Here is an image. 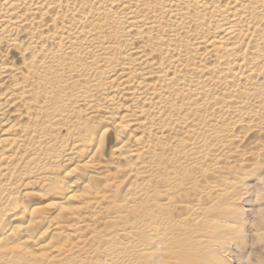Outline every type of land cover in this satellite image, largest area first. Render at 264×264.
I'll use <instances>...</instances> for the list:
<instances>
[{
	"label": "bare ground",
	"instance_id": "1",
	"mask_svg": "<svg viewBox=\"0 0 264 264\" xmlns=\"http://www.w3.org/2000/svg\"><path fill=\"white\" fill-rule=\"evenodd\" d=\"M145 1L125 3L131 2L136 9L146 5ZM243 1L166 0L169 24L160 21L152 8L148 16L135 17V9L127 11L129 21L120 31V58L109 63L105 55L114 46L111 41H102L104 35L97 41L92 34L96 27L90 24L85 0H0V264H66L72 253L82 250L83 244L98 234L104 254L99 264H122L131 256L144 260V264H165L161 254L167 245L164 233L178 229L179 223L194 215L196 205H182L181 198L195 190L197 177L182 183V190L174 182L164 191L175 198L169 202L170 208L186 211L181 218L171 219L159 211L150 213L152 220L146 223L141 215L136 218L144 208L142 199L134 200V208L126 214L115 211V216L104 218L99 214L109 210L111 206L104 204L126 187L134 199L145 189L146 177L157 170L158 139L182 119L179 115H184L182 108L190 98L183 96L199 90L182 74L188 66L186 56L197 60L195 68L202 65L210 73L221 74V65L228 64L224 59L240 52L252 19V2ZM190 7L198 14L216 10L222 22L207 30V24L197 25L190 18ZM163 30L167 31L163 34L166 39L154 33ZM80 37L85 42L72 45ZM77 46L88 65L95 66L94 76L100 74L101 80L70 90L81 76L74 59ZM66 103L68 112L75 110L79 115H65ZM53 123L66 124L67 132H72L69 151L55 163L45 154L31 158L30 151L42 144L46 127ZM203 131L207 140L222 137L218 132ZM24 175L30 176L22 178ZM204 175L206 172L200 177ZM257 176L258 181L263 180L262 188L253 185V190L247 189L256 195L264 190V174ZM139 177L143 178L137 183ZM152 183L151 192H155L158 188L154 180ZM135 186L139 189L132 192ZM243 201L250 205L249 213L239 208L243 223H247L246 234L228 237L225 242L229 244L223 243L220 233L214 235L227 256L219 258L220 264H231L232 260L235 264H247L248 260L264 264V245L259 244L264 236V206L254 205L250 196ZM156 208L161 209L153 205L150 211ZM113 221L118 228L103 233ZM139 224L143 234L134 230ZM213 224L227 231L238 229H227L221 222ZM93 226L92 232L87 231ZM118 233L120 237L129 234L130 240L117 242ZM149 236L153 243L144 247ZM232 255L234 259H228ZM180 256L184 258L182 264H189L187 256L202 259L190 255L186 248ZM205 264L214 263L206 259Z\"/></svg>",
	"mask_w": 264,
	"mask_h": 264
},
{
	"label": "rangeland",
	"instance_id": "2",
	"mask_svg": "<svg viewBox=\"0 0 264 264\" xmlns=\"http://www.w3.org/2000/svg\"><path fill=\"white\" fill-rule=\"evenodd\" d=\"M85 1V9L89 11L88 14L91 16L89 18L90 24L92 27H96L92 34H96L97 41L99 36L104 35L103 42H112L110 44L114 47L105 56L109 63L118 61L121 50L120 31L125 22L129 21L125 13L134 10L136 6L131 7V2L129 4L125 3L126 0H101L102 3L98 2V0ZM236 1L242 2L243 0ZM145 2L147 3L146 5L138 6L133 11V16L138 17L142 14L148 16L151 12L148 9L152 8L155 10L153 14L160 21H163L164 24L171 22L166 0H146ZM250 2H252L250 5L252 8L249 13H251L252 19H249L248 34L242 40L239 48L240 52H236L227 57L228 59H224L223 62L226 61L228 64L221 65L220 68L224 69L221 74L210 73V71L203 69L202 65L199 68H195L193 64L197 60H193L190 55L186 56V60H188L186 64L188 66H186L182 74L190 81L191 87L196 85L199 90H192L189 95L183 96V98H190L187 101V107L182 108V114L184 115H179L182 119L177 120L175 125L172 123L170 133L168 132L165 136L158 139L156 146L159 153V158L157 159L158 168L150 177H146L148 183L144 187L145 189L137 193L133 199L128 194L130 189L126 190V187L124 189L125 192L122 191L120 195L118 193H115L114 196L112 195L104 204L111 206L109 210H103L104 212L99 214L103 218L115 216V211H122L126 214L128 210L131 211L134 208V203L137 202H134V200L142 199L140 204L144 208L140 210L136 218L141 215L140 219H146V223H150L152 220L150 213L158 214L157 212L159 211L161 214H165V217H170L171 219L181 218L186 211L184 209L175 211L170 208L169 204L171 203L169 202L174 201L175 198L164 191H166L167 186L172 185L174 182L179 183L182 190L184 187L181 185L182 183L191 181L189 180L191 176L197 177L198 181L195 190H189L190 194L181 198L182 205H196V211H193L194 217L183 220L178 224V229L170 228L164 233L167 245H164L166 251L161 254L164 256L165 264H182L184 258L180 256V253L183 248H186L190 255L202 256V259L187 256L189 264H205L206 259L211 260L214 264H220L219 258H227V256L224 248L215 240L214 235L218 233H220V236L223 235L224 243L228 237L234 238L238 234H246L247 223H243L242 219L244 216L239 208L242 207V210H247L248 212H245L249 213L250 205L247 202H241L242 199L250 196L253 199V204L255 202L254 205L264 206V190L260 191L258 195L255 192L252 193L251 190L247 192V189L253 190V185L260 187V189L262 188L263 180L258 181L257 174L260 177L264 174V0H251ZM130 7L131 9H129ZM194 9L192 7L188 9V12L191 13L190 18L195 20L197 25L198 23L201 26L207 24L205 26L207 30L217 27L222 22L220 19L223 17L216 10L213 13H208V10L205 13L198 14ZM237 10L240 9L237 8ZM166 32V30H163L160 34L159 31H154V33H157L156 35L159 34L164 39L166 38L163 34ZM82 38L80 37L72 45L76 46L78 42L80 44L85 42V39ZM80 39L81 41H79ZM180 42L182 43L183 41L180 40ZM184 44L186 43H182V45ZM67 51L68 49L65 52ZM73 51L76 54L74 57L75 62L78 68L81 69L79 71L81 76L70 85V90H77L81 88L80 86L84 87L100 82L101 75L94 76L95 73L93 74L92 71L95 66L88 65V60H85L84 56L79 53L81 49L77 46ZM69 102H72L71 99ZM67 103L63 105L66 108L64 114L70 115V117L79 115V113L74 112L75 110L68 112ZM195 103L200 104L195 105ZM58 122L60 121H56V123ZM56 123L46 127L48 130L43 138L44 141L30 151L31 158L39 155L44 156L45 154L51 163H55L60 160L61 155L69 151L67 149L72 146L71 141H73L70 138V133L72 132H67L66 124L63 127L60 125L53 126ZM74 123H71V125H74ZM200 127L203 128L200 130ZM195 129L198 130V133H196ZM203 129L218 132L222 137L220 140H207ZM44 160L46 161V159ZM203 172H206V175L200 177ZM29 176L24 175V177H21ZM141 178L143 177L136 179V181L139 180L137 183L141 182ZM153 180L156 182V188H158L155 192H151L153 187L150 184H153ZM246 185L247 188L245 187ZM143 186L139 188H143ZM139 188L135 186L132 188V192L137 191ZM119 191L121 192V190ZM179 200L177 199V201ZM116 204L117 207L115 206ZM219 204L222 206L217 207ZM153 205H159L161 209L156 208V211L153 209L150 211ZM142 213H146V215L143 216ZM188 213H191V211ZM129 216H132L131 213ZM193 218H197V221H192ZM216 222H221L227 229L228 226H236L238 229L227 231L221 226L220 229L217 224H213ZM117 228L116 222H108L103 233L115 231ZM93 229L94 226L87 229V231L92 232ZM134 230H137L135 232L138 234H143V226L141 224ZM87 231L83 234H86ZM98 236L92 240L88 239L83 244L85 247L78 252L72 253L69 257V262L66 264H99L104 254ZM120 236V234L117 235V242L122 238L130 240L128 238L129 234L128 236ZM151 239L152 237H147L146 240L149 243L143 246L150 247L153 243ZM227 243L225 242V244ZM259 244L260 246L264 245V236L259 241ZM115 246L118 247L117 245ZM247 246L246 250L248 249ZM258 247L257 245L256 248ZM233 257V255L228 256V259H234ZM252 258L255 257L253 256ZM143 261L131 256L126 258V261L122 264H144ZM232 261L231 264H235ZM253 261L248 260L247 264H255Z\"/></svg>",
	"mask_w": 264,
	"mask_h": 264
}]
</instances>
